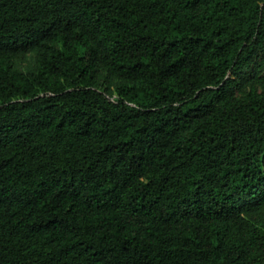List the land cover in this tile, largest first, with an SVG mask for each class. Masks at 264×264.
Returning a JSON list of instances; mask_svg holds the SVG:
<instances>
[{"label":"trees","instance_id":"obj_1","mask_svg":"<svg viewBox=\"0 0 264 264\" xmlns=\"http://www.w3.org/2000/svg\"><path fill=\"white\" fill-rule=\"evenodd\" d=\"M257 54L264 0H0V264H264Z\"/></svg>","mask_w":264,"mask_h":264},{"label":"rangeland","instance_id":"obj_2","mask_svg":"<svg viewBox=\"0 0 264 264\" xmlns=\"http://www.w3.org/2000/svg\"><path fill=\"white\" fill-rule=\"evenodd\" d=\"M263 54H257L255 58L252 60L250 65L243 70L241 78L245 79L244 86H238L236 85L232 91L237 95H242V93L247 92L250 89L251 84H257V77L264 76V60H263ZM30 64L33 63L32 58L29 61ZM241 78L235 77L237 80L236 82L241 83ZM242 87L243 91H240V88ZM257 87L259 90H261V86L257 84Z\"/></svg>","mask_w":264,"mask_h":264}]
</instances>
